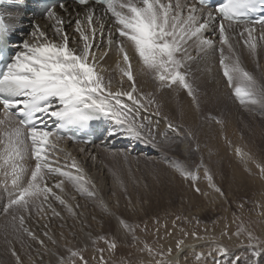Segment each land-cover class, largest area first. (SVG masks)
Wrapping results in <instances>:
<instances>
[{"label":"snow or ice","instance_id":"obj_1","mask_svg":"<svg viewBox=\"0 0 264 264\" xmlns=\"http://www.w3.org/2000/svg\"><path fill=\"white\" fill-rule=\"evenodd\" d=\"M74 2L76 7L72 11H69L67 0H59L58 4L52 5L44 16L46 21L51 22V32L36 23L20 44V50L0 70V109L3 110L0 126L5 129L0 167L3 168L8 191L6 206H0V213L11 216L12 223L6 224L4 231L11 227L15 239L26 235L37 240L36 234L25 226V220L31 217L34 207H40L41 200L49 207L54 201L66 204L49 184L63 192L67 181L82 195L97 198L94 186L92 190L84 187L88 182L84 179L81 162L67 153L63 157L57 155L64 152L59 147V141L71 136L85 145L79 151L88 159H94L89 149H95L97 142L88 136H77L73 126L90 125L101 116L109 118L113 126L105 130L104 139L99 144L110 149L112 155L124 159L137 151L132 146L133 141L160 154V145L167 139V136L157 139L161 135V120L177 140L194 139L191 132L183 131L179 124L173 125L168 116L160 114L159 109L155 119L147 118L153 115L147 109L155 103V96L138 89L129 51L133 59L143 62L138 67V75L150 76L154 86L163 91L173 87L184 90L197 109L202 97L193 67L202 57L218 52L223 76L227 86L233 89L234 97L242 104L246 100L264 103V86L258 85L253 74L242 66L235 48L240 43L239 38L245 37L243 45L255 56L257 36L254 33L257 25L264 29V0H222L219 3L215 0ZM97 6H103L99 15ZM4 32L5 25L0 18V51L7 43ZM259 40L264 41V31ZM261 46L264 47V44ZM225 47L228 55H225ZM113 55L118 58L116 67H104ZM141 112L146 113L144 118H140ZM117 142L127 143L128 146L118 147ZM162 158L171 161L170 156ZM21 161L29 167H24ZM29 162L34 163V168ZM175 170L190 182L197 179V174L183 165L177 164ZM260 171L264 174V167ZM9 176L10 188L7 187ZM208 180L211 182L212 177L208 176ZM191 186L194 192L206 195L198 186ZM213 187L216 193L225 197L220 187ZM49 196L53 201H48ZM101 206L104 207L103 202ZM69 211H73L71 206ZM52 212L55 216L60 215L54 208ZM73 215L76 213L73 212ZM176 221L183 222L180 216H176L173 228ZM118 223L123 236L119 233L107 238L98 235L96 239L104 240L107 248H99L96 257L85 258L82 249L77 247L74 251L69 248L66 250L67 258L58 256L57 264H92L93 259L96 264H113L111 259H104L106 250L111 256L119 251L120 241L129 237L133 245L141 243L136 236L138 226L127 220H119ZM196 223L199 224V221ZM165 228L166 234H169L167 226ZM156 231L158 233L159 229ZM181 232L184 236L188 235L183 229ZM243 232H247L250 241H256L251 245L247 264H264V239L255 236L250 228L242 231L238 225L236 235ZM44 235L47 236V232ZM192 235L197 234L193 232ZM49 239L51 243H57ZM38 242L41 246L45 245L43 240ZM6 243L14 264H22L12 242L6 238ZM215 243V250L197 254V261L204 260L207 264L210 260L212 264H217L220 257L228 255V247L220 246L219 241ZM184 246V239H180L175 250L182 251ZM46 251L52 252L51 249ZM138 251L148 257L160 256L161 259L153 260V264H175L171 260L172 248L156 249L144 243ZM120 264L126 262L121 260ZM136 264L147 262L137 260ZM235 264H239L238 259Z\"/></svg>","mask_w":264,"mask_h":264},{"label":"rangeland","instance_id":"obj_2","mask_svg":"<svg viewBox=\"0 0 264 264\" xmlns=\"http://www.w3.org/2000/svg\"><path fill=\"white\" fill-rule=\"evenodd\" d=\"M260 32H255L256 36L258 35L255 56L243 45L245 37L239 38L240 43H237L235 48L238 50L242 66L253 74L258 85L264 86V47L261 46L264 41L259 40ZM211 55L214 56V53ZM225 55H228L226 47ZM204 60L201 58L193 67V71L197 73L196 79L200 85L202 97L199 109L195 107L192 99L182 89L173 87L169 91L158 88L154 90L153 81L149 76L153 90L150 91L152 93L148 94L154 92L155 103L147 109L148 113L153 114L147 118L155 119V114L159 109L160 114L168 116L173 125L179 124L183 131L191 132L194 139L177 140L165 127V122L161 120L159 121L161 135L157 139H162L164 136H167V139H164V143L160 145L161 152L159 155L156 151L141 149L133 152L128 159H124L122 156L112 155L110 149L99 145L96 150L101 151L102 149L100 156L94 158V162L92 159H88V162L85 161L87 174L91 172L94 176L87 175L91 180L86 176L84 177L85 181L88 182L85 183L84 187L92 190L94 186L97 192L96 199L82 195L69 183L73 187L71 199L78 206L75 218L79 221H83L80 216L84 212L87 214V211L92 218L98 217V222L106 221L112 211L123 217L137 219L132 224L138 226L136 236L141 243L133 245L129 237L128 241H120L119 251L111 256L106 250L104 259H111L113 264H120L121 260H124L126 264H136L137 260L145 261L147 264H153V260L159 261L160 256L148 257L146 254L139 253L138 249L144 243L155 246L156 249L167 250L172 248L171 260L175 261V264H205L204 260L197 261L195 257L201 252L214 251L217 247L215 241H219L220 246H226L230 249L228 255L220 257L217 264H235L237 259L239 264H247L251 245L255 244L256 241H250L247 232L236 235L238 225L242 231L250 228L255 236L264 239V188L255 189V183L252 182L254 184L251 187L242 186L241 191L231 189L228 186V171L225 172L226 169H223L226 168L227 162H232L231 159L235 150H238L235 157L238 161L248 160V157L246 159L243 157L244 155L241 156L243 153H240L245 150L253 158V163L251 159L249 160L251 168L248 170V175L253 178L264 179V174L260 171L261 167H264V103H253L251 100H246L242 104L234 97L233 89L227 86L226 78L223 76L218 52L215 53V57L207 59L208 64ZM137 63L139 64L137 67L143 64L142 61H137ZM168 100L172 102L171 106L174 113L170 114L168 113L169 110L166 112L164 109L166 104L163 101L170 103L167 102ZM185 100H189L194 106L196 114L194 124L188 121L181 122L180 105ZM125 103L129 102L126 100ZM1 116L2 114H0V119ZM145 116L146 113L141 112L140 118ZM217 121L220 122L217 123ZM4 132L0 129V155L3 153ZM214 139H217L219 143L222 142V149L226 150L225 154H223L218 142L213 144ZM164 155L170 156L171 161H165L162 158ZM21 163L24 167H29V164L23 161ZM29 163L34 168V163ZM177 164L196 173L197 179L191 182L183 179L175 170ZM219 165H221V169ZM208 176L212 177L211 182L208 180ZM9 178L7 181L8 188L11 187V177L9 176ZM253 178L251 179L253 180ZM28 179H30V175ZM191 185L198 186L201 193L209 191V198L194 192ZM213 185L220 187L224 191L225 197L216 193ZM7 197L8 191L5 187L3 168L0 167V206H6ZM48 201H53L51 196L48 197ZM101 202H103L104 207L101 206ZM206 203L209 208L199 214V205ZM31 211V217H26L25 220V226L28 229L34 233H43L49 229L59 239L64 236V231L61 229L65 225L63 226L59 217L50 214L47 202L41 200L40 207H34ZM176 216H180L183 222L176 221V227L173 228V221ZM75 220L68 223L67 233L70 236L76 231ZM197 220L199 224L196 223ZM157 221L159 223H156ZM11 223L10 215L0 213V264H14V259L7 251L6 238L12 242V246L17 252H22L20 255L22 262L35 264L34 259L37 257L38 251L42 250L38 249L39 246L41 248V245L26 235L20 239H15L11 227L5 232V225H11ZM165 226H167V233L169 234H166ZM157 229H159L158 233ZM181 229L188 232V235L184 236ZM193 232L197 235L193 236ZM103 236L106 238L114 237L111 233ZM180 239H184L185 246L181 254L176 256L178 251L175 250V245ZM101 247L107 248L104 240L97 239L91 248L78 246L83 250L85 258L96 257L97 250ZM76 248L75 246L72 250L75 251ZM179 258H183V261L176 263ZM208 262L210 263L207 264H212V261L209 260ZM92 264H96L95 259L92 260Z\"/></svg>","mask_w":264,"mask_h":264},{"label":"bare ground","instance_id":"obj_3","mask_svg":"<svg viewBox=\"0 0 264 264\" xmlns=\"http://www.w3.org/2000/svg\"><path fill=\"white\" fill-rule=\"evenodd\" d=\"M182 2H183V0H182ZM68 5L70 6L69 7V11H72L73 7L70 4H68ZM57 11H59V10H57ZM100 11H101V8L98 7L97 8V14L98 15H99ZM60 14L63 15V13H60ZM5 15L7 17V21L9 23L10 29L13 32L17 33V35L22 36L23 40L27 38L28 34L33 30V27H34V25L36 23L41 24L45 28H48V30L50 32L52 30L51 28H49V24L51 22L50 21H46L44 17L34 20V19H31L30 17H25V16L21 15L19 13V11L15 10L14 8H10V7H6L5 8ZM27 18H29L31 20L30 21L31 23H28L27 21H25ZM73 27H74V25H73ZM21 28H25L26 30H28V32L26 33L25 37H24V34H21L19 32V29H21ZM241 30H242V28H241ZM263 30L264 29H261L260 26H256V33H259L260 31L262 32ZM256 33H254L255 36H256ZM131 54H132V52L129 51L130 61H131L132 66H133V75L137 79V82H138L137 83V87H138V89L143 90V92H145V93L146 92L147 93H152L150 91H152L153 88L155 90L156 87L153 86V88H152V84H151L150 79H149L150 77L148 75H144V76L138 75V67L137 66L139 65L138 64L139 62L137 63V60L133 59ZM213 57H215V53H214V56L208 55V56L202 57V60L205 59L207 61V59L209 60V59H211ZM117 59L118 58L113 55L111 58H109L107 60V63L104 65V67L107 68V67L111 66V68H115ZM206 63L208 64V61ZM118 74L119 73H118V70H117V78H118ZM126 86L127 85H125V87ZM168 99H169V97H168ZM169 100L167 102H170ZM163 103H165L166 106ZM163 103H162V106L164 105V109L166 110V112H167V110H169L168 113H170V114L174 113L173 109H172V106H171L172 102L166 103V101H163ZM180 108H181V110H180L181 122L185 123L186 121H188L189 123L194 124L196 122V114H195V111H194L193 104L190 103L189 100H185V102H183L180 105ZM2 112H1V114H2ZM1 119H3V115L1 116ZM112 126H113V121L110 120V125H109L108 128H111ZM0 129L5 131L3 126H0ZM208 136L210 137L209 134H208ZM103 139H104V136L99 141H101ZM99 141L97 142V145H96L95 149H91V148L89 149V152L91 150V153L93 154L95 159L98 158V156H100V152H102V149H101V151L100 150H96L97 147L100 145ZM217 142H218V140L214 139L213 144H215ZM123 145L128 146L127 143H119V142H117V146L118 147L119 146H123ZM222 145H223L222 142H220L219 146L221 147V149H222ZM132 146L135 147L137 150H141V149L142 150H147V148H145V146L143 144H136L135 141L132 142ZM59 147L61 149H64V152H59V153H57V155H60L61 157H63L67 153V154H70L71 157L76 158L82 164L83 175L86 173L84 175V177L86 176L87 178L90 179V177H88L89 176L88 174H91V172H89L87 174V168L84 165L85 161L88 162L87 155L84 154V153H81L79 151L81 148H84L85 145L83 143L70 144L67 140L62 139L61 141H59ZM212 151H214V150H212ZM225 151H226L225 149L224 150L222 149L223 154H225ZM237 151L236 150L234 151L233 158L231 159L232 162L231 163L227 162L228 164H226V168H223V169H226L225 172L228 171V174H229L228 177H227V179L229 181V183H228L229 188L237 189V191H241V187L242 186L246 185V187L249 188L254 183H255L254 184L255 189L256 188H260V187L264 188V179L263 178H261V179L255 178V177L253 178L252 176L248 175L249 174L248 170L251 168V162L253 160V158H251L252 155L250 157L249 156L250 153L249 154L246 153L245 150L243 152L241 151L240 153H243V154H241V156L244 155L243 157H245L246 159L248 157V160L240 162V161H238L237 158H235L237 156L236 155ZM81 155H82V157H81ZM245 158H243V159H245ZM250 159H251V162L249 161ZM92 161L94 162L95 160L92 159ZM60 163L63 164L64 160H61ZM69 163H70V161H69ZM219 167L221 169V165H219ZM73 171H75V170H73ZM91 175H92V177L94 176V174H91ZM251 178H253V180ZM252 182H254V183H252ZM70 185L71 184H69V182L65 181V184H64V187H63V192H61L60 190L56 189L53 186V184H49V187H51L52 190L54 192H56L58 195H61V197L66 201V204H64V205L60 204L59 201H54V202L51 203V205H52L51 208H49V206H48V210H49L50 214H53V212H52L53 208L55 209V211L57 213L60 214L59 216H56V217H59V220H61L63 226L65 225V227L63 229H61V230L64 231V236L61 239H59L55 234H53V231L49 230V229H48V231H44L43 233L36 232L35 234L37 236V240H36L35 243L39 244L38 241L39 240H43L45 242V245L41 246V248L39 246L38 249H42V250H39L38 253L36 251L37 257L34 259L35 264H57V257L58 256L62 255V256H65V258H67L68 253H67L66 250L69 249V248L73 249L75 246L76 247L81 246V247H87V248L93 247L94 244L96 243V237L98 235L99 236H103V235H106L108 233L109 234L111 233V234H113V236H116L119 233V235L123 236V231L121 230V226L118 223V221L119 220H127L129 223L132 224L133 222H135L137 220V219L136 220L134 219L135 220L134 221L130 217H127V216L123 217V216L119 215L117 212L112 211V214L109 216V218L106 221L98 222V220H99L98 217L97 218H92L91 215H88L89 213L87 211V214L84 212L83 215L80 216V218H82L83 221H79V219L75 218L76 215L73 216V212L76 213V211L78 210V206L71 199L72 198V192L71 191H72L73 187L70 186ZM243 189H245V188H243ZM204 196H205V198H209V191ZM51 199L53 200L52 197H51ZM69 206H71V208L73 210L72 212L69 211ZM198 208H199L198 209V213L200 214L205 209L209 208V206L206 203V204L199 205ZM111 210H113V209H111ZM73 218L76 219V220L74 219L76 221L75 222L76 231L73 233L72 236H70V234L67 233L68 229H69L68 228V223L70 221L71 222L74 221ZM84 221H85V224H84ZM71 225H72V223H71ZM45 232H47V234H48L47 236L44 235ZM49 238H51V240H55L57 243H55V244L51 243ZM128 239H124L122 241H128ZM46 249H51L52 252L46 251ZM182 251H178L176 256H179ZM53 253H56V255H53ZM18 254L21 255L22 252L21 253L18 252ZM179 261H183V258L177 259L176 263H178ZM207 263H210V262H207ZM22 264H25V263L22 262ZM190 264H196V263H190ZM199 264H201V263H199ZM202 264H204V263H202Z\"/></svg>","mask_w":264,"mask_h":264}]
</instances>
